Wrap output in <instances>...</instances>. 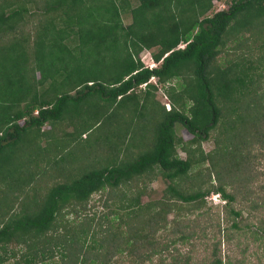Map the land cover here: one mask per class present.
<instances>
[{
    "label": "trees",
    "instance_id": "16d2710c",
    "mask_svg": "<svg viewBox=\"0 0 264 264\" xmlns=\"http://www.w3.org/2000/svg\"><path fill=\"white\" fill-rule=\"evenodd\" d=\"M224 1L138 0L132 7L130 0H0V156L29 129L45 134L52 127L44 125L64 115L79 118L75 111L84 98L98 100L94 117L101 120L79 126L81 138L120 108L155 122L136 155L126 135H117L121 150L111 163L74 181L49 180L43 172L39 182L43 170L57 168L40 159L18 178L22 187L8 189L7 178H0V198L14 190L0 209V264L10 258L42 264L57 255L59 264H223L220 242L212 231L198 234L190 214L215 192L228 204L213 230L220 233V221L241 216L231 207L235 198L225 178L238 177L242 141L248 146L264 121V0H228L215 11ZM144 50L152 51L155 68L141 62ZM158 86L168 110L156 100ZM68 122L66 136L76 132ZM176 124L190 140L176 135ZM212 136L215 147L204 154L201 143ZM113 148L104 147L106 153ZM205 162L216 187L206 186L211 173L196 190L180 184ZM157 171L167 185L159 200L145 203L134 183ZM106 190V212L98 213L90 200ZM29 200L32 208H23ZM231 226L239 228L236 221ZM198 249L212 251L195 261Z\"/></svg>",
    "mask_w": 264,
    "mask_h": 264
},
{
    "label": "rangeland",
    "instance_id": "374dc122",
    "mask_svg": "<svg viewBox=\"0 0 264 264\" xmlns=\"http://www.w3.org/2000/svg\"><path fill=\"white\" fill-rule=\"evenodd\" d=\"M130 1L134 5L138 3V0ZM223 4L227 7L230 3L226 0ZM222 5L220 6L222 7ZM216 6L214 8L215 11L220 10V7H218V5ZM122 20L125 25H128L131 22L130 15L124 14ZM183 46L184 45L181 44L180 47L182 48ZM254 53L260 54L257 52ZM139 57L144 66L149 68L150 66L153 67L152 51L144 50L139 54ZM219 62H222V59H220ZM151 82L157 84L156 79ZM158 87L159 89L155 93L156 100H158L161 105H165L167 102L166 95L163 90L161 91L160 86ZM96 103H98L97 99L84 98L79 102V109L76 111L74 110L75 115L79 116V118L64 115L62 118L64 121L59 120L52 122L50 125H44V129L52 127V129L45 132V134H37L34 128L29 129L26 136L17 146L8 148L7 151L0 156V178L2 179L3 176L7 178L6 184L8 189H15L18 186H23L19 184L18 178L22 174L25 175L26 170H31V163L37 161V159L43 160L46 163H57V168L47 167L46 170L42 169L43 171L39 177V182H41L43 178V172L46 177H49V180L62 177L65 179L70 178L71 181H74L82 177L85 173L105 167L106 164L111 163V160L114 159L121 150L116 143V139H119L117 135H121L122 137L126 135L125 139H127L126 144H128V149L131 148L134 155H136L135 151L138 143L146 139V136L152 132L151 127L155 122H149L148 118H138V116L135 115L132 116V113L126 112V110L120 108L114 110L113 114L103 117L100 128L86 132L88 138H86V135L84 136L85 139L81 138L80 134L77 132L79 126H89L94 124L95 120H101V118L94 117ZM167 108L168 106L166 107L165 105L166 110ZM82 115L87 117L84 118ZM68 121H74L76 132L74 133V131H72L69 136H66L65 133L62 132V129L64 124ZM68 130L72 129L69 128ZM175 133L184 141L191 139V135L178 124L175 126ZM249 135L250 133L248 136ZM213 136L208 141L201 143V149L204 154L209 153L215 147ZM111 144L115 149L113 148L112 151L108 149L106 153L104 147L110 146ZM248 144L249 145L246 146L242 141L240 146L241 154H238L240 163L238 168H236L238 177L234 179L231 176L225 178L227 182L226 190L233 194L235 198L231 207L234 211H241V216L235 220L231 219L228 221L224 218L223 221H220V229H222V231L218 233L217 229L213 230L212 227L214 223L212 222L217 219L215 216L219 212L220 218H222L223 214L221 213L223 208L228 204L220 196L218 197L215 192H211L205 198L206 205L203 209L194 211L190 214V218L195 220L191 226L195 228L198 234H202L203 232L209 234V232L212 231L215 235L214 242H220V245L216 247V253L217 258H221L223 264H264V234L259 233L260 235H254L253 233L257 228L264 229V205L258 204V209V205H255V202L262 204L261 200H264V121L261 123L260 129L257 128V130H254L253 134L248 137ZM176 151L179 158L186 157L185 152L181 150L180 146H177ZM131 156L132 155L129 153L128 157L131 158ZM99 158H101L100 162ZM208 166V162L195 166L190 172L189 177L182 180L180 184L184 187H188L192 191L196 190V188L201 186V180L204 179L207 181L209 173L212 172V169L209 168L208 170ZM227 166L228 169L231 168V160L228 161ZM229 172H231V170ZM59 173L63 175H59ZM198 173H200V177ZM43 181H48V179H44ZM134 184L135 189L138 188L144 191L142 201L147 203L159 200L162 197L167 181H165L157 171L155 174L144 176ZM209 185L214 187L218 185L214 173H211V182L206 186L209 187ZM3 187L4 186H2V188ZM125 190H127V188H125ZM9 192L14 195V190H9ZM9 192L7 196L13 197ZM3 196L0 198V209L4 207V205L7 207V196ZM106 197H108L107 190L94 194L90 200L89 206L95 208L98 213L106 212V210L101 207ZM19 200L25 203L24 196H21ZM30 200L23 208H26V206L32 208V202H30ZM254 206L256 209H253ZM18 210L19 207H14V211ZM66 218L71 219L72 215L69 214ZM169 218L171 219L172 217L169 216ZM233 221H236L239 228L235 229L231 226ZM203 242L213 244L211 240H205ZM197 246L201 248L200 243H198ZM11 248H13V246H11ZM201 250L202 249H198L192 253L193 260L199 261L200 258H203V253L209 257L212 251L211 249H207L201 253ZM184 252H187V249L184 250L183 253ZM15 261L16 259L10 258L3 264H14ZM42 264H59V256L57 255L52 260L43 262Z\"/></svg>",
    "mask_w": 264,
    "mask_h": 264
},
{
    "label": "built area",
    "instance_id": "2783aa9c",
    "mask_svg": "<svg viewBox=\"0 0 264 264\" xmlns=\"http://www.w3.org/2000/svg\"><path fill=\"white\" fill-rule=\"evenodd\" d=\"M222 4H223V3H220V4L218 5V7H220V10H223V9L226 8L225 5H224V4L222 5ZM220 5H222V7H221ZM165 105L169 107V103H168V102H166Z\"/></svg>",
    "mask_w": 264,
    "mask_h": 264
},
{
    "label": "clouds",
    "instance_id": "9594fccd",
    "mask_svg": "<svg viewBox=\"0 0 264 264\" xmlns=\"http://www.w3.org/2000/svg\"><path fill=\"white\" fill-rule=\"evenodd\" d=\"M222 3H224V2H222ZM216 7H217V6H216ZM216 11H220V10H216ZM142 63H143V62H142ZM156 65H157V64L153 62V67L150 66V68H151V67H152V68H155ZM148 68H149V67H148ZM152 81H154V79H152ZM166 107H167V106H166ZM169 108H170V107H168L167 110H168ZM217 195H218V194H217ZM219 196H220V195H218V197H219Z\"/></svg>",
    "mask_w": 264,
    "mask_h": 264
},
{
    "label": "crops",
    "instance_id": "0c3cea01",
    "mask_svg": "<svg viewBox=\"0 0 264 264\" xmlns=\"http://www.w3.org/2000/svg\"><path fill=\"white\" fill-rule=\"evenodd\" d=\"M137 4H138V3H137ZM137 4L134 5L133 3H131V6H132V7H135Z\"/></svg>",
    "mask_w": 264,
    "mask_h": 264
}]
</instances>
